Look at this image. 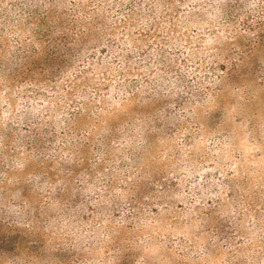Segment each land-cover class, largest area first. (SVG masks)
I'll return each mask as SVG.
<instances>
[{
	"label": "rangeland",
	"instance_id": "obj_1",
	"mask_svg": "<svg viewBox=\"0 0 264 264\" xmlns=\"http://www.w3.org/2000/svg\"><path fill=\"white\" fill-rule=\"evenodd\" d=\"M22 1L0 0V264H264V36L207 0Z\"/></svg>",
	"mask_w": 264,
	"mask_h": 264
},
{
	"label": "trees",
	"instance_id": "obj_2",
	"mask_svg": "<svg viewBox=\"0 0 264 264\" xmlns=\"http://www.w3.org/2000/svg\"><path fill=\"white\" fill-rule=\"evenodd\" d=\"M122 1H124V0H122ZM122 1L119 0V3H122ZM207 1H208L209 4H211L212 10H213L214 5H216L217 3H219L220 5L222 4L223 5V9H222L223 13H225V14L229 13L228 15L232 16V20H236L242 15L243 18H244V24L246 25V27L248 29L253 30V36L254 37L251 39V41H252L251 43H253V42L261 43V41L263 39V36H264V0H226V1H224V3L221 0H207ZM46 2H47V0H23L22 1V5L29 8L30 7L29 5H31V4H34V6H36V5L37 6H39V5L42 6ZM146 3L148 4L147 5V9H148V7H150L151 4H152V0H146ZM71 4L73 5V7L70 10L71 11H78V9L80 7V6L78 7V5H79L78 1L74 2V3H71ZM139 5H140V3L131 4V6L129 8V13H127V15H126L127 19H130V20L133 19L135 13L137 12L136 11L137 8H139L138 7ZM148 10H151V8H149ZM212 10H209V13H212ZM73 14H75V13H73ZM78 40H79L78 38L72 36V37H70L68 39H65L64 43H59V45H57V46L60 49L61 48H65V49H67L69 51L74 50L75 54L74 55L71 54L72 55V59H79L84 54V51H82V49H81L84 45L83 44H79L80 42ZM110 46L111 47L108 49V51L106 53L109 54L110 57L114 56L115 59L122 60V55H121L122 53L117 52L112 45H110ZM77 47H78V49H81V50H77ZM34 50H35V48H34ZM65 53L68 54L69 52L65 51ZM106 59H107V57H106ZM237 60H239V61L244 60L243 56L240 55L237 58ZM108 62H109V60L107 59V60L101 62L100 64H104V63L106 64ZM121 62H123L125 65L128 64V60L127 59L122 60ZM87 64L90 67H92V66L94 67L95 64H96L94 58H92L90 60H87ZM78 72L79 73H83L81 70H79ZM25 108L26 109L23 111L21 116L19 115V117L22 118L25 121L31 120L32 117H33V115H31L32 114L31 111L33 110V108H36V107L33 104L28 103ZM33 124H37L38 125L39 123L38 122H33V123L29 124V126H32ZM71 140H70V137L69 138H65V140L62 141V143L63 144H67ZM48 141H50V140L48 139ZM197 190H199V189H197ZM197 194H201V193L198 191ZM80 205H81L82 208H84V206L87 207V203L84 202V201H81ZM82 208H81V210H82ZM76 210H79V209H76ZM23 211L24 210L21 209V212H23ZM60 212H61V215L69 216L68 217V221L71 222V220H70V217L72 216V211L71 210H69L67 207H65V208L62 207ZM77 212H81V211H77ZM73 214H75L74 211H73ZM131 214H132V217H128L130 219L135 218V217L138 216L137 213H135V212H133ZM72 218H73V216L71 217V219ZM82 228H83V230H81V232L74 231L73 234L76 235V236L84 237L87 240H90V238H92L91 234H90V231L88 229H86L85 227H82ZM219 236H220V238H222V241H224L226 244H228L229 246H231L233 248V253L238 252V249H240V245L236 244V242L233 240L234 238L229 237V236H223V234H220ZM262 246L264 247V242H263ZM193 251H195V250L191 249L190 251H188V253L193 252ZM208 251H209V247H205V249H202V251H200L198 253L206 254ZM257 252H258L259 256L260 255H264V253L263 252L261 253V251H259V250ZM244 256L248 257L249 255L245 254Z\"/></svg>",
	"mask_w": 264,
	"mask_h": 264
}]
</instances>
